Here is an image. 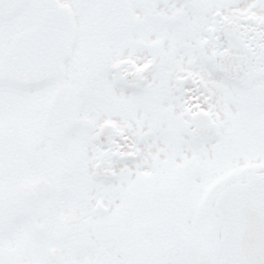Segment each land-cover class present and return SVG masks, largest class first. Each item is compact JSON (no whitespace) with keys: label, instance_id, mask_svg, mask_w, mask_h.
I'll list each match as a JSON object with an SVG mask.
<instances>
[{"label":"snow or ice","instance_id":"6c2138e0","mask_svg":"<svg viewBox=\"0 0 264 264\" xmlns=\"http://www.w3.org/2000/svg\"><path fill=\"white\" fill-rule=\"evenodd\" d=\"M0 264H264V0H0Z\"/></svg>","mask_w":264,"mask_h":264}]
</instances>
